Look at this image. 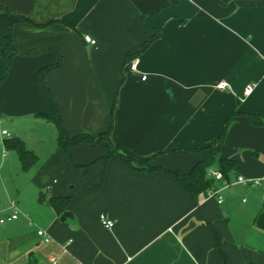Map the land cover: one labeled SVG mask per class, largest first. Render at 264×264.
<instances>
[{"label":"crops","instance_id":"crops-1","mask_svg":"<svg viewBox=\"0 0 264 264\" xmlns=\"http://www.w3.org/2000/svg\"><path fill=\"white\" fill-rule=\"evenodd\" d=\"M155 31L132 70L126 56ZM8 35L18 54L9 65L0 57V115L48 114L35 74L60 61L44 79L70 135L106 131L117 95L118 154L188 172L226 127L220 153L236 165L218 203L191 198L164 171L106 159V141L68 152L57 143L36 175L68 202L56 209L48 197L33 232L7 226L0 264H264V191L236 182L264 176V0H0V38ZM7 94L17 108H6Z\"/></svg>","mask_w":264,"mask_h":264},{"label":"trees","instance_id":"trees-1","mask_svg":"<svg viewBox=\"0 0 264 264\" xmlns=\"http://www.w3.org/2000/svg\"><path fill=\"white\" fill-rule=\"evenodd\" d=\"M20 19L24 22L26 21L29 22V19L27 17L20 16ZM66 24L69 25V23ZM39 25L44 26L45 24H39ZM157 37H158V32L155 31L149 37V39L140 46V48L135 53L126 56V62L130 64V62L133 59H135L136 56L140 52H142ZM15 54H18V51L15 48L12 36L8 35L0 38V57L7 63V65L10 64L11 58ZM59 63L60 61H57L55 63L46 65L38 69L35 74V80L41 85L42 89L44 90V93L49 102V109H50V112L48 114L36 113L35 116L45 118L48 121L55 124V126L58 128L57 143L59 147L62 148L65 152H68V147L71 145H76L80 143H89L90 145L94 146L100 143L101 141H106V145H105L106 159H114L120 161L123 164H126L130 168L137 171H147V172H153L157 170L164 171L170 174L171 176H173L176 182L179 184V186L182 189H184L193 199H197L200 195H208L210 191L220 186L223 180L229 181L230 179L229 176L236 165V161L232 158L225 157L220 153L221 144L223 143L226 136V127L223 129V131L220 133V135L215 139L213 143L199 150L203 153V158L198 160L188 172H182L179 170L170 171L158 167H153L152 165H150V160H151L150 158L144 161H140L138 159L128 158L118 154L114 149L113 141L111 139V133L113 127L112 117L115 109L117 95L115 97L111 110V124L106 131L100 132L97 135H93L88 132H81L76 135H70L65 128L57 103L53 97V94L51 90L44 85V81H43L45 74L52 68L58 66ZM234 114H231L227 118L226 121L227 123ZM4 144L7 147H13L14 149H16L22 168L28 166L36 158V156L33 154L32 151L24 148L21 140L19 139H14V140L4 139ZM132 161H136L139 166L132 165ZM87 168L88 165L85 167V169ZM213 171L221 172L223 177L222 181L216 180L214 178V176L212 175ZM48 202L52 204L56 209H59L60 205L67 204L68 199L67 197L63 198V197L50 196L48 198ZM217 247L219 248L218 239H217ZM222 258L225 261V257L223 254H222Z\"/></svg>","mask_w":264,"mask_h":264},{"label":"rangeland","instance_id":"rangeland-1","mask_svg":"<svg viewBox=\"0 0 264 264\" xmlns=\"http://www.w3.org/2000/svg\"><path fill=\"white\" fill-rule=\"evenodd\" d=\"M43 81L44 85L47 86L45 79ZM38 86L49 106L44 90L39 83ZM10 95H6L8 100L4 99L6 108H17L19 106L17 105L18 100L8 98ZM29 101L21 99L20 104H27ZM34 114V112L29 111L15 114V112L5 110L0 115V216L11 212L12 206H15L17 216H19L18 220L0 224V237H5L9 234L6 233L7 226L13 229V225L18 223H23V228L16 227L12 230L13 232L21 234L33 232V226L28 223L34 218V222L39 220V210L42 209L40 205L44 207L41 203H47L45 200L49 197V192L39 186V177L36 174L45 164L52 149L57 145L58 128L52 122L37 118ZM2 129L7 130L9 136L2 135ZM4 139L21 140L24 148L32 150L38 158L25 168H22L16 149L7 147L4 144ZM42 192L46 193V198L44 199H41ZM21 211L24 212L26 217L20 215ZM40 219H43V217Z\"/></svg>","mask_w":264,"mask_h":264},{"label":"built area","instance_id":"built-area-1","mask_svg":"<svg viewBox=\"0 0 264 264\" xmlns=\"http://www.w3.org/2000/svg\"><path fill=\"white\" fill-rule=\"evenodd\" d=\"M84 40L90 44H95L96 41L95 39H93L90 35H84L83 36ZM136 66H137V59H133L131 62H130V68L132 70H135L136 69ZM146 76L143 75L142 78L144 79ZM218 88H225L227 86V84L225 82H219L217 85H216ZM253 86L254 84L253 83H250V84H247L245 89H244V92L245 93H250L253 89ZM1 134L4 135V136H8L9 133L7 130H2L1 131ZM212 175L214 176V178L216 180H221L222 181V174L221 172L219 171H213L212 172ZM236 182L238 183H241L243 185H248V186H259L262 188V190L264 191V176H260V177H246V176H243V175H238L237 178H236ZM229 184V181H226V180H223L221 185L214 188V190L210 191V195H213L216 197L217 199V202L218 203H222L223 202V197L220 195V189L221 187L223 186H227ZM17 218V210L15 208V206H12L11 207V214L6 216V217H0V224H3L5 223L6 221H9V220H14ZM99 220H100V223L106 227V228H112L113 225H114V222L109 219L104 213H100L99 215ZM38 235H41V236H44V240L45 241H48V237L46 236V233L45 231L43 230H38L37 231ZM52 261V264H56L55 263V259L52 258L51 259Z\"/></svg>","mask_w":264,"mask_h":264},{"label":"water","instance_id":"water-1","mask_svg":"<svg viewBox=\"0 0 264 264\" xmlns=\"http://www.w3.org/2000/svg\"><path fill=\"white\" fill-rule=\"evenodd\" d=\"M193 225V223L191 222L190 225L187 228H190ZM185 230V229H184Z\"/></svg>","mask_w":264,"mask_h":264}]
</instances>
